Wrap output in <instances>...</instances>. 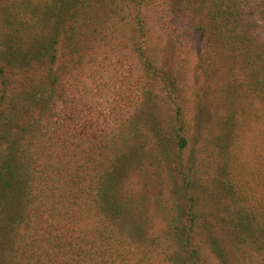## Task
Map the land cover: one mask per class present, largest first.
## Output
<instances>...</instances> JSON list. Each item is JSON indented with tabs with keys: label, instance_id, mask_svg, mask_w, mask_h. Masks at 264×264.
<instances>
[{
	"label": "trees",
	"instance_id": "16d2710c",
	"mask_svg": "<svg viewBox=\"0 0 264 264\" xmlns=\"http://www.w3.org/2000/svg\"><path fill=\"white\" fill-rule=\"evenodd\" d=\"M0 264H264V0H0Z\"/></svg>",
	"mask_w": 264,
	"mask_h": 264
}]
</instances>
